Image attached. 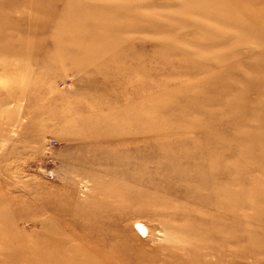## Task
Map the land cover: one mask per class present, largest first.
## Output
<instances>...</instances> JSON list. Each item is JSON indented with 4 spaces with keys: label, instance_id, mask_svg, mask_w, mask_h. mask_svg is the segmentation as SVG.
<instances>
[{
    "label": "rangeland",
    "instance_id": "374dc122",
    "mask_svg": "<svg viewBox=\"0 0 264 264\" xmlns=\"http://www.w3.org/2000/svg\"><path fill=\"white\" fill-rule=\"evenodd\" d=\"M91 262L264 264V0H0V264Z\"/></svg>",
    "mask_w": 264,
    "mask_h": 264
},
{
    "label": "bare ground",
    "instance_id": "6f19581e",
    "mask_svg": "<svg viewBox=\"0 0 264 264\" xmlns=\"http://www.w3.org/2000/svg\"><path fill=\"white\" fill-rule=\"evenodd\" d=\"M100 236L99 235H95L93 236L92 238H89L87 239L89 245H90V250L93 254H95L96 256L100 257V253L103 255V258L102 259L103 261L107 260L104 255V253L102 252V250L104 249V241H105V238L103 239H100L99 238ZM56 247H57V243H56ZM81 253H76L75 250H69L68 251V255L70 256H75V255H79ZM94 262H91L89 264H93ZM84 264H88V263H84ZM103 264H106V263H103Z\"/></svg>",
    "mask_w": 264,
    "mask_h": 264
}]
</instances>
